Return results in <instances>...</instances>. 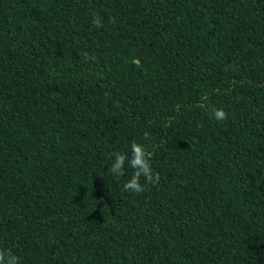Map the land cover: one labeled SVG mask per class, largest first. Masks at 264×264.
<instances>
[{"label": "trees", "instance_id": "1", "mask_svg": "<svg viewBox=\"0 0 264 264\" xmlns=\"http://www.w3.org/2000/svg\"><path fill=\"white\" fill-rule=\"evenodd\" d=\"M0 249L264 264V0H0Z\"/></svg>", "mask_w": 264, "mask_h": 264}, {"label": "clouds", "instance_id": "2", "mask_svg": "<svg viewBox=\"0 0 264 264\" xmlns=\"http://www.w3.org/2000/svg\"><path fill=\"white\" fill-rule=\"evenodd\" d=\"M94 23L97 27L102 26L98 17L94 18ZM211 114L212 117L219 122L225 121L228 117L227 112L222 107H213ZM149 135L150 134L146 132L144 134V139L147 140ZM130 152V158L124 153H114V162L108 170L116 177H123L125 175V163L127 162L128 166L134 169V172L130 179L124 183V191L140 194L144 191V186L141 184V177H144L146 183H151L154 180L150 165L152 154L147 151L144 144L138 143L135 140L131 142ZM0 264H20V261L19 258L12 254L10 250L5 252L0 249Z\"/></svg>", "mask_w": 264, "mask_h": 264}]
</instances>
